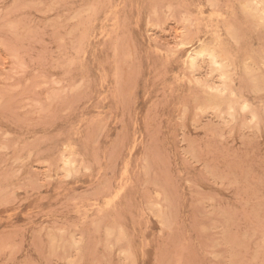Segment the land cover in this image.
<instances>
[{"label": "rangeland", "instance_id": "obj_1", "mask_svg": "<svg viewBox=\"0 0 264 264\" xmlns=\"http://www.w3.org/2000/svg\"><path fill=\"white\" fill-rule=\"evenodd\" d=\"M246 3L0 0V264H264ZM218 39L225 82L185 57Z\"/></svg>", "mask_w": 264, "mask_h": 264}, {"label": "bare ground", "instance_id": "obj_2", "mask_svg": "<svg viewBox=\"0 0 264 264\" xmlns=\"http://www.w3.org/2000/svg\"><path fill=\"white\" fill-rule=\"evenodd\" d=\"M111 1V0H110ZM249 1V3H246L244 6V10L252 17H259V19H261V21L264 24V0H247ZM203 8V7H202ZM210 11V9H209ZM153 13V12H152ZM109 16V15H108ZM156 17V16H155ZM212 17V16H211ZM260 21V20H259ZM198 23V22H197ZM148 25V24H147ZM115 28V27H114ZM197 31V29H196ZM228 31L231 34V30L230 28H228ZM105 32V31H104ZM215 35V34H214ZM218 36V35H216ZM203 38V37H202ZM199 42V41H198ZM258 43V42H257ZM182 44V43H181ZM191 45V44H190ZM196 45V44H195ZM194 45V47H195ZM198 45V44H197ZM223 43L220 39L217 40V42L215 43L214 46L205 44V43H201L199 44V47L197 49H193L191 51H189L187 53V56H185L187 58V61L189 62V64L192 67H196L198 65L199 59L201 57H207L209 58V60L211 61L212 64L216 65L217 70L220 73V77L222 78V80L225 82L228 79V58L224 53L223 50ZM260 58V57H259ZM201 60V59H200ZM206 60V59H205ZM263 60V59H262ZM209 61V62H210ZM208 62V63H209ZM203 63V62H202ZM263 64V63H262ZM201 65V64H199ZM203 65V64H202ZM208 66V65H207ZM206 66V67H207ZM252 66V65H251ZM191 67V68H192ZM189 68V67H188ZM215 68V69H216ZM243 68V67H242ZM187 69V68H186ZM209 69V68H208ZM189 71V70H188ZM209 75V73H207ZM184 75V74H183ZM199 78V75H197ZM202 76V75H201ZM184 76H182L183 78ZM203 77V76H202ZM207 77V76H206ZM185 78V77H184ZM197 78V79H198ZM204 80V79H203ZM196 82V81H195ZM214 82V81H213ZM217 83V82H216ZM232 83V82H231ZM234 83V82H233ZM212 84V83H211ZM221 85V84H220ZM204 86V85H203ZM209 88V87H207ZM213 88V87H212ZM215 89V95L213 96V104L217 107H221L223 105V94H225L228 90V88L225 87H221L218 86ZM233 89V88H232ZM234 91V90H233ZM231 92V91H230ZM232 94L234 92H231ZM230 93V94H231ZM236 95V94H235ZM206 98V97H205ZM239 98V97H238ZM208 104V103H207ZM245 106V105H244ZM213 108V107H212ZM232 110V106L230 105L229 107H227V109ZM216 111V110H215ZM252 119V118H251ZM253 120V119H252ZM263 128V127H262ZM64 157V156H63ZM127 175V174H126ZM123 189V188H122ZM118 190V189H117ZM118 195V194H117ZM160 197V195H159ZM114 198V197H113ZM116 199V198H115ZM107 201V200H106Z\"/></svg>", "mask_w": 264, "mask_h": 264}]
</instances>
